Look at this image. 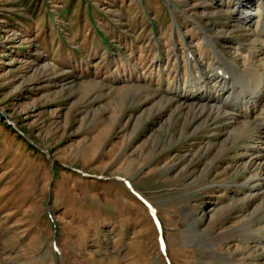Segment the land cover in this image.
Masks as SVG:
<instances>
[{"label": "rangeland", "instance_id": "obj_1", "mask_svg": "<svg viewBox=\"0 0 264 264\" xmlns=\"http://www.w3.org/2000/svg\"><path fill=\"white\" fill-rule=\"evenodd\" d=\"M239 1L0 0V264L159 257L146 207L116 177L156 209L173 264L264 261V207L251 215L240 168L253 133L234 141L223 117L177 106L220 59L244 70L251 53L264 77V0L251 22Z\"/></svg>", "mask_w": 264, "mask_h": 264}, {"label": "bare ground", "instance_id": "obj_2", "mask_svg": "<svg viewBox=\"0 0 264 264\" xmlns=\"http://www.w3.org/2000/svg\"><path fill=\"white\" fill-rule=\"evenodd\" d=\"M249 3L250 0H240L236 9L237 17L246 15V19H243L246 22L254 15ZM262 31H264L263 28ZM252 57L251 53L247 55V60L244 62V64L247 63V67L243 70V67L240 69L218 56L224 65L218 63L219 61L215 62L212 75L202 74L199 79H195L187 86L189 87L187 91L181 90L178 94L177 104L182 111L187 110L199 116L214 114L217 117H223L226 125V137L234 139V141L248 131L253 133L248 138V146L240 164L242 170L249 171L246 182L252 186L248 193L253 197H258L256 198L258 200L253 203L251 215L257 208L264 207V123L260 122L261 118L257 115L258 110L264 109V77L250 68L249 61ZM235 68L237 69L236 74L240 72L238 73L241 74L239 77L243 79L242 82L246 88L242 92H238L235 85L229 82L228 74L231 77L237 76L234 72ZM249 174H253V176L249 177ZM240 230L248 237L249 231H243L241 228ZM196 235V229H191L188 237L198 240ZM260 245L264 250V240L260 241ZM247 261L243 260L240 264H245ZM254 261L251 264H264V261L260 262L259 259Z\"/></svg>", "mask_w": 264, "mask_h": 264}, {"label": "crops", "instance_id": "obj_3", "mask_svg": "<svg viewBox=\"0 0 264 264\" xmlns=\"http://www.w3.org/2000/svg\"><path fill=\"white\" fill-rule=\"evenodd\" d=\"M180 231H181V229L178 230L179 238H180ZM168 246H170L169 239H168ZM134 254H136V252H134ZM158 258L159 257L155 255L154 251H150L149 255H148V259L147 260L144 259L145 260L144 264H164L163 260L162 259H158Z\"/></svg>", "mask_w": 264, "mask_h": 264}]
</instances>
